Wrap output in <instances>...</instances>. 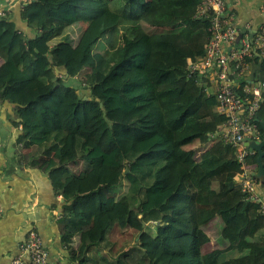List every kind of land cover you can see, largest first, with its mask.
<instances>
[{
	"label": "trees",
	"instance_id": "obj_1",
	"mask_svg": "<svg viewBox=\"0 0 264 264\" xmlns=\"http://www.w3.org/2000/svg\"><path fill=\"white\" fill-rule=\"evenodd\" d=\"M198 2L27 0L32 37L12 23L0 35V105L56 122L22 119L16 145L64 200L72 264H264V213L241 190L234 150L209 139L225 119L189 73L209 36L192 19Z\"/></svg>",
	"mask_w": 264,
	"mask_h": 264
},
{
	"label": "built area",
	"instance_id": "obj_2",
	"mask_svg": "<svg viewBox=\"0 0 264 264\" xmlns=\"http://www.w3.org/2000/svg\"><path fill=\"white\" fill-rule=\"evenodd\" d=\"M259 16L262 23L253 31L251 23L243 24L226 0H199L192 19L208 20L209 36L203 56L190 62L188 69L190 76L206 79L203 92L215 98V112L225 119L209 139L221 138L234 150L241 190L264 213V190L245 166V158L254 153L246 143L262 140L252 120L264 108V3ZM253 65L260 69L249 80ZM9 264H49V253L35 230L28 231Z\"/></svg>",
	"mask_w": 264,
	"mask_h": 264
},
{
	"label": "crops",
	"instance_id": "obj_3",
	"mask_svg": "<svg viewBox=\"0 0 264 264\" xmlns=\"http://www.w3.org/2000/svg\"><path fill=\"white\" fill-rule=\"evenodd\" d=\"M25 2L0 0V35L8 23L27 33L24 22L18 17ZM226 2L242 23L250 22L252 25L264 0ZM32 115V110H25L15 117L12 105H0V264H9L18 255V247L31 229L35 230L48 251L49 264H72L62 248L58 229L64 200L54 197L46 175L20 161L21 147L16 145L21 133L20 121ZM37 121L47 131L56 129L54 120ZM74 168L79 169L78 166Z\"/></svg>",
	"mask_w": 264,
	"mask_h": 264
},
{
	"label": "water",
	"instance_id": "obj_4",
	"mask_svg": "<svg viewBox=\"0 0 264 264\" xmlns=\"http://www.w3.org/2000/svg\"><path fill=\"white\" fill-rule=\"evenodd\" d=\"M18 17L21 19L20 13ZM261 23H262V20L258 14L257 17L256 16L254 17V21L252 24L253 31H256V29ZM23 25L26 28V32H27L26 34L32 37V35H30L32 33V30L28 28L26 23H24ZM239 38L240 36L237 38L236 43H238ZM259 69H260L259 65L252 66L249 80L253 78L254 73ZM54 70H55L56 75H66V70L63 67H55ZM86 100H89V99L87 98ZM254 122L258 123L264 132V124L258 119H255ZM246 146L250 151L254 152L257 155V158H256L257 170L256 172L252 173V178L254 180L259 181L260 185L264 187V167L262 164V159L264 158V138L260 142H247ZM127 172L128 170L126 169L125 173Z\"/></svg>",
	"mask_w": 264,
	"mask_h": 264
},
{
	"label": "rangeland",
	"instance_id": "obj_5",
	"mask_svg": "<svg viewBox=\"0 0 264 264\" xmlns=\"http://www.w3.org/2000/svg\"><path fill=\"white\" fill-rule=\"evenodd\" d=\"M110 33H111V36H110V41L108 40V46L113 48V47H115L117 45L119 37H118L117 30H113ZM105 38H108V34L105 36ZM33 114L34 115H32L31 117L35 118L36 120H47L46 117H45V114L41 113L38 107H37V111L33 112ZM178 243H180L183 247H185L186 250H190V251L193 250V244L191 243L189 245L190 241L179 240ZM100 255L101 254L99 252L93 251V253H92V256L95 259H98V257H100Z\"/></svg>",
	"mask_w": 264,
	"mask_h": 264
}]
</instances>
